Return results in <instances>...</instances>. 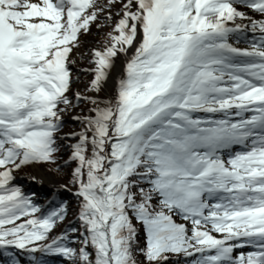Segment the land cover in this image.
Masks as SVG:
<instances>
[{"label":"snow or ice","instance_id":"1","mask_svg":"<svg viewBox=\"0 0 264 264\" xmlns=\"http://www.w3.org/2000/svg\"><path fill=\"white\" fill-rule=\"evenodd\" d=\"M237 4L264 16V0H122L117 34L92 52L91 89L101 90L117 53L137 46L115 98L93 108L77 134L71 159L85 227L77 250L63 243L66 234L40 244L66 209L36 217L40 207L9 182L22 166L55 162L61 105L72 103L70 56L104 8L97 0H0V248L80 264H137V251L148 264L180 252L200 253L193 264H264V35L251 50L227 42L247 27L237 20L262 34L264 20ZM233 146L245 150L225 158ZM133 219L144 226L143 247ZM245 246L256 251L234 259Z\"/></svg>","mask_w":264,"mask_h":264},{"label":"rangeland","instance_id":"2","mask_svg":"<svg viewBox=\"0 0 264 264\" xmlns=\"http://www.w3.org/2000/svg\"><path fill=\"white\" fill-rule=\"evenodd\" d=\"M97 4L102 6L104 10L98 14L97 21L93 22L90 26L88 31H81L79 36V47L73 49V53L70 56V59L74 61L73 64L70 65L71 73H72V83L70 84L69 90L65 93L66 96L72 101L70 105H61V108L64 109L60 112V129L59 132L56 134L57 138H61L64 146H66L65 142L69 141L70 138H76V133H64L61 128L69 123H74L77 121V115L73 110V105L75 104L76 94L83 98L93 97L100 101L99 95L105 96L107 100L110 101L111 98H115L118 87L115 83L112 84V87H106L103 85L99 92H95L91 89L90 82L93 80V72L91 71L94 69L95 65L92 62L91 56L94 50H101L103 51L106 45L111 43L110 35H116L117 33L114 32V27L118 22L119 18H122L123 10H122V0H117V3L114 5H109V0H97ZM237 7L238 10L245 12L248 17H263L259 13L254 12L249 8H245V6L237 4L234 5ZM119 13V15H117ZM111 15V18L108 19L106 17ZM229 42L236 43V39L232 38L231 36L228 37ZM112 76L114 79H120L123 77V73L118 74L116 72V63L114 62V66L109 73V77ZM102 90L105 91V94L102 93ZM101 102V101H100ZM105 105L104 101H102L100 106ZM66 150V148H65ZM34 171L31 174H27L24 171L23 166L13 171V179L9 182L11 187H21V191L26 196L35 195L36 197L40 198L39 201L35 202L41 211L36 213V217H40L42 215H48L49 207L46 211H44L45 205L48 201L54 199L55 192H57V188L60 187V183L52 176L47 174L44 170L38 169L36 165H33ZM51 180L52 186L48 185L47 179ZM32 185V186H30ZM50 186V187H48ZM38 187H44L45 191L50 192V195L46 196V193H39L34 194L33 190ZM23 189V190H22ZM33 201V200H32ZM34 203V202H33ZM57 208V206L55 207ZM44 213V214H43ZM22 219H27L24 217ZM174 219L177 223H184L189 228H191V224L189 221L184 220L180 215H175ZM22 221H17L20 223ZM63 232L60 233V237L66 234L67 227L63 225L61 227ZM213 235L217 236V233L213 232ZM49 237V235H48ZM52 240L53 237L50 235L47 241ZM46 241L39 242L40 244L45 243ZM61 259H58L52 264H60L64 262V256L62 254H58ZM16 256H20L19 254ZM200 256L189 257L185 253L181 252V255L176 259H169L168 262L171 264H178L179 260H183L185 264H193L195 260L200 259Z\"/></svg>","mask_w":264,"mask_h":264},{"label":"trees","instance_id":"3","mask_svg":"<svg viewBox=\"0 0 264 264\" xmlns=\"http://www.w3.org/2000/svg\"><path fill=\"white\" fill-rule=\"evenodd\" d=\"M102 93L105 94V91L102 90ZM99 98L101 103L102 101L104 102L109 101L103 95H99ZM92 99L95 98L87 96V98L75 101V104L73 105V110L77 115V121L63 126L62 130L64 133H76L77 135L84 133L87 130L88 125L85 118L95 115L93 108L95 107L102 108L105 106L104 104H102L103 106H100L101 103L94 105L91 102ZM88 135L89 137H91L92 133L89 131ZM61 140H62L61 138L56 139V146L58 147V151L54 154L55 162L35 163L36 167L38 169L44 170L47 174L52 175L59 183L64 184L65 186L73 190L79 191V185L74 182V170L78 165L75 160L71 159L72 153L74 151V145L79 142L78 135L76 139L73 138L65 142L66 146H64V143ZM88 155H91L90 146H89ZM24 171L27 174H31L34 171L33 165L32 164L25 165ZM139 186H142L145 189L151 187V185L146 180H140ZM134 191H138V188L134 189ZM57 201L62 202V209H66V212L64 214V219L57 220L55 226L52 229L58 232L59 231L62 232L60 228L61 225L67 223L68 221L73 222V224H71L68 227L66 233V235L68 236V240L64 241L63 243L67 244V246L69 247L79 250L81 247H83L82 241L84 239V236L82 234L85 233V227L83 225V221H81L80 217H78L80 215V211L82 207V198L79 195H72L70 193L61 191L57 195ZM133 224L138 230V247H143L146 240L144 226L135 219H133ZM87 250L92 253V256L90 258L94 259L95 249L91 247V245H89ZM167 255L169 259L180 256L181 252L168 253ZM135 256L137 259V264H148V261H146L143 254L140 253L139 251L135 253ZM61 264H80V262L77 260L69 259L64 256V262ZM165 264H171V263H169L167 260Z\"/></svg>","mask_w":264,"mask_h":264},{"label":"bare ground","instance_id":"4","mask_svg":"<svg viewBox=\"0 0 264 264\" xmlns=\"http://www.w3.org/2000/svg\"><path fill=\"white\" fill-rule=\"evenodd\" d=\"M243 22V24H245V25H247L248 27H251V25L249 24V20H247V19H244V21H242ZM228 24H230V22H228ZM242 38H243V40H241V41H239L240 43H247V44H249L250 42H252V40L251 39H256V35H255V33H244L243 35H242ZM251 41H250V40ZM241 47H244V46H241ZM134 47H132V48H130V50H131V52H132V49H133ZM125 56V54H122V53H119V56H116L115 58H114V62L116 63V72L118 73V74H120V73H123V63H124V60H123V57ZM117 80L118 79H114V78H112V76H110L105 82H104V85L106 86V87H112V84L113 83H115L116 84V82H117ZM47 181H48V185H50L51 184V180L48 178L47 179ZM30 186H32V185H30ZM50 186H52V185H50ZM50 186H48V187H50ZM41 189H45L44 187L42 188L41 187ZM221 237V234L220 233H217V238H220ZM18 252V251H17ZM17 252H16V254H17ZM196 254H200V253H196ZM196 254H194V255H196Z\"/></svg>","mask_w":264,"mask_h":264}]
</instances>
